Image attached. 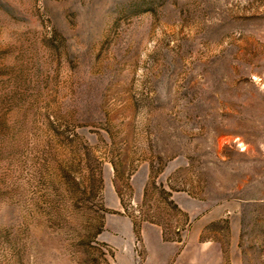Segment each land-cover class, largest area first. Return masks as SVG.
Listing matches in <instances>:
<instances>
[{"label": "rangeland", "instance_id": "1", "mask_svg": "<svg viewBox=\"0 0 264 264\" xmlns=\"http://www.w3.org/2000/svg\"><path fill=\"white\" fill-rule=\"evenodd\" d=\"M0 264H264V0H0Z\"/></svg>", "mask_w": 264, "mask_h": 264}]
</instances>
